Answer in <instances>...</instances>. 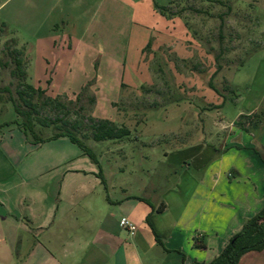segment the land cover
I'll use <instances>...</instances> for the list:
<instances>
[{"label":"rangeland","instance_id":"rangeland-1","mask_svg":"<svg viewBox=\"0 0 264 264\" xmlns=\"http://www.w3.org/2000/svg\"><path fill=\"white\" fill-rule=\"evenodd\" d=\"M156 4L169 6L165 16ZM102 13L97 16L95 38L92 28L82 45L70 48L66 38L53 48L44 46L46 53H39V66L24 80L46 92L44 98H35L40 104L36 132L44 139L58 133L54 125L43 126L39 119L63 116L65 110L54 106L66 104V119L83 122L77 135L93 150L97 163L69 139L35 144L28 137L33 147L27 143L18 156L19 181L27 175L22 167L28 165L35 168L30 173L33 182H57L64 168H97L115 185L132 181L118 168H139L147 185L145 190L134 187L132 191L154 203L177 179L171 168H189L188 163H172L164 155L182 150L183 142L168 135L174 127L181 133L190 131L195 141L214 144L221 134L231 133L233 126L246 132L258 127L257 137L264 141V112L254 113L252 121L242 115L236 123L221 126L223 120H237V113L247 109L245 100L264 87V0H128L127 7L109 8L106 23L101 21ZM27 31L20 30L21 38L31 42ZM16 49L22 51L26 68L24 46L1 28L0 88H9L20 102L16 91L21 81L13 75L15 65L10 57ZM210 82L227 98L223 112L215 100L217 96L219 102L224 99L210 88ZM234 90L242 96L237 104ZM0 98L5 102L0 117L20 119L9 94L0 92ZM47 99L51 103L43 105ZM201 106L209 114L205 121L193 112ZM97 119L117 121L132 134L117 141H95L92 120ZM39 168L48 169L41 173ZM159 172L168 178L159 181ZM151 183L161 187L155 190ZM111 195L117 197V189H111ZM106 197L102 187L95 194L102 202Z\"/></svg>","mask_w":264,"mask_h":264},{"label":"crops","instance_id":"crops-1","mask_svg":"<svg viewBox=\"0 0 264 264\" xmlns=\"http://www.w3.org/2000/svg\"><path fill=\"white\" fill-rule=\"evenodd\" d=\"M113 5L127 7L128 0H0V29L9 30L24 46L29 77L39 66V53H46L44 46L53 48L66 38L70 48L82 45L92 28L95 38L98 14L104 12L101 21L106 23ZM20 30H28L33 40H23ZM260 91L245 100L247 109L237 113V120H223L221 126L236 123L242 115L252 121L254 113L264 112V87ZM217 97L215 105L223 112L226 103ZM241 100L239 96L234 102ZM4 103L0 98V113ZM206 109L193 108L198 120L209 116ZM17 120L0 117V264L209 263L264 207V141L257 137L258 127L246 132L233 126L216 144L195 141L178 126L171 129L168 135L183 142L182 150L164 155L189 168H171L175 183L153 203L132 191L147 185L139 168H118L132 177L120 185L103 174L104 185L97 168H64L57 182H33L35 168L28 165L19 181L18 156L30 142ZM39 169L43 173L48 168ZM158 174L159 181L168 178L167 173ZM151 184L155 190L161 187ZM101 187L106 202L95 199ZM111 189L119 195L113 197ZM123 220L136 231L122 227ZM239 264H264V250L245 254Z\"/></svg>","mask_w":264,"mask_h":264},{"label":"trees","instance_id":"trees-1","mask_svg":"<svg viewBox=\"0 0 264 264\" xmlns=\"http://www.w3.org/2000/svg\"><path fill=\"white\" fill-rule=\"evenodd\" d=\"M173 3V2H172ZM171 3V4H172ZM156 8L162 15H166L169 11V6H160L156 4ZM22 51L13 50L11 51L10 57L13 60L15 68L13 70V75L16 76L21 82L16 91L19 101L17 102L13 97L9 88H0V92H5L9 94V100L13 104V107L16 111V114L20 117L16 121L18 125L22 128L24 134L28 137H32L35 141V144H42L48 141L56 140L61 137H67L73 144L77 145L85 155L90 157L91 160L97 163L95 153L93 150L88 147L85 142L77 135V131L83 127V122H73L70 123L66 119V114L68 115V106L64 103L58 102L54 107L56 109L65 110V113L61 117H57L53 120L50 119H39V123L43 126H51L54 125L56 129L60 130L55 135L49 138H42L40 134L36 132L35 129V117L39 114L40 104L35 101V98L39 100L44 98L46 92L41 88L34 87L31 84H24V80L27 75L25 72V62L21 58ZM218 57V56H217ZM221 68V67H220ZM210 88L221 95L224 99L225 103L227 101L226 96H223L218 88L210 82ZM234 96L237 98L239 94L236 91H232ZM77 101H80L81 96H78ZM91 102H95V99L92 98ZM51 103V100H44L43 105H48ZM221 107V106H219ZM22 119V120H21ZM93 122V139L95 141H105V140H122L127 139L131 136L132 132L125 126H118L112 121L109 120H92ZM62 124L59 125V124ZM239 125V123L237 122ZM101 178L103 184L105 185V178L103 176L102 170L100 169L98 173ZM142 201L149 203L146 199L140 198ZM162 208H158V211H162ZM149 222V217L147 218ZM158 239V236H157ZM264 250V207L260 212L255 214L253 217L248 219L242 229L236 233L220 253L214 260L209 263H201V264H239L241 258L252 251L261 252Z\"/></svg>","mask_w":264,"mask_h":264},{"label":"built area","instance_id":"built-area-1","mask_svg":"<svg viewBox=\"0 0 264 264\" xmlns=\"http://www.w3.org/2000/svg\"><path fill=\"white\" fill-rule=\"evenodd\" d=\"M121 226L132 232L136 231L137 229V227L133 223H131L129 220H123Z\"/></svg>","mask_w":264,"mask_h":264}]
</instances>
